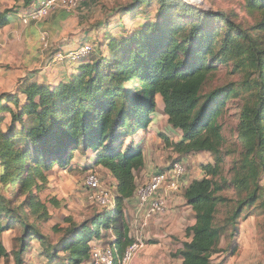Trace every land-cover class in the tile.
I'll list each match as a JSON object with an SVG mask.
<instances>
[{"label":"trees","instance_id":"1","mask_svg":"<svg viewBox=\"0 0 264 264\" xmlns=\"http://www.w3.org/2000/svg\"><path fill=\"white\" fill-rule=\"evenodd\" d=\"M39 1L23 0L25 11ZM147 1L133 0L130 9L140 8ZM244 1L249 14L258 17L256 31L264 35V0ZM2 2L0 29L7 26L11 14L18 12L16 7L3 11ZM161 9L168 10V6ZM204 16L222 17L206 12ZM206 27L204 22L194 24L181 40L178 36L185 31L184 25H177L165 15L161 22L140 26L131 37L109 39L110 58L83 59L69 82L57 87L27 84L20 90L26 98L24 103L19 95L0 98V116H11L9 127L6 118L0 117V184L6 189V194L0 195V261L11 257L3 235L12 229L15 216L25 226L21 249L12 254L15 264L25 263L22 255L29 248L26 238L43 241L23 221V211L41 207L34 190H42L47 184L45 172L56 166L70 167L77 152L95 153L96 166L108 170L116 179L115 207L105 208L104 213L69 230L60 252L67 256L60 257L52 249H46L44 255L54 263L60 262L55 264H86L91 258L92 242L103 239V233L115 236L110 246L119 255L133 244L128 238L122 205L135 197L136 172L145 167V159L142 149L132 146L133 142L125 148L122 143L116 144L129 137L127 132L148 129L157 114L158 97L171 129L182 132L177 143H171L166 135L162 137L179 160L195 153L215 156L214 163L204 165L203 178L186 189L185 200L195 214V224L187 230L190 241L182 243L177 253L181 264H213L214 256L221 252V232L215 220L222 202L217 194L223 187L216 179L221 175L225 139L219 119L227 105L225 99L232 93L238 96V91L217 90L203 97L202 90L214 69L208 61L213 57L225 64L236 52L241 53L245 49L241 38L249 42L245 50L251 51V66L257 69L249 85L253 91L251 104H245L240 114L241 131L255 160L247 166L243 178L235 181L240 192L251 191L231 218L236 223L244 209L253 206L264 191L260 187L264 174V50L244 34L234 38L231 33ZM16 125L21 126V133L14 131ZM24 172L26 176L21 177ZM8 190L13 194L10 199L6 196ZM19 197L24 198L20 205Z\"/></svg>","mask_w":264,"mask_h":264},{"label":"rangeland","instance_id":"2","mask_svg":"<svg viewBox=\"0 0 264 264\" xmlns=\"http://www.w3.org/2000/svg\"><path fill=\"white\" fill-rule=\"evenodd\" d=\"M20 2L24 3L23 0ZM2 5L5 11L10 9L9 5L17 4L3 0ZM132 5L133 0H96L94 8L91 6L89 12L84 14L61 10L68 14L65 29H69L71 34L77 33L75 37L79 45L74 50L85 46L91 49L81 60L72 59L71 53L74 50L70 52V50L52 49L50 40L54 35L52 30L45 29L49 25L50 14L39 21L43 24L40 60L31 61L33 64L26 67L29 64H24L22 58H11L6 56L3 49L0 51V98L19 95L24 103L26 98L21 95L20 90L27 84L38 83L57 87L60 83L69 82L83 59L110 58L109 39L117 36L122 38V35L131 37L140 26L151 22H161L165 15L169 16V19H174L177 25H184L185 31L182 30L178 36L181 40L186 37V34L188 35V31L194 24L204 22L207 25L206 29H212L215 32L223 31V34L231 33L234 38H240L243 34L249 36L258 48L264 50V35L255 29L258 17L249 14L244 0H149L140 8L130 9ZM163 5L168 6V10L163 11L164 8L161 9ZM205 12L222 17L207 18L204 16ZM239 41L244 43L243 48L248 49L247 39L241 41L240 38ZM245 49L241 53L236 52L235 56L228 59L225 64L211 57L208 63H213L214 69L209 74L201 93L203 97H206L217 90L236 89L238 91V96L232 93L225 99L227 105L219 119L225 139L222 148L221 175L216 179L223 187L222 192L217 194L222 202L218 205L215 220V226L221 232V252L214 256L213 264H264V191L260 192L262 196L253 206L244 209L236 223L231 222L241 200L251 192L237 190L235 181L243 178V174L247 173V166L255 160L251 145L245 140L240 125L241 109L245 104H251L250 95L253 91L249 85L255 71L257 73L256 67L251 66V51L247 52ZM159 103L162 102L159 101ZM10 106L14 108L12 103ZM1 116L6 118L5 124L9 127L11 116L9 114ZM21 129L20 125H16L14 131L21 133ZM4 131L7 132L5 127ZM127 133L130 134L124 140L125 142L121 140L116 146L122 143V148H125L133 142L132 146L142 149L145 159L146 168L136 172L137 189L147 182L145 180L139 182V180L144 177L147 179L151 173L163 170L179 159V155L165 144L162 137L166 135L171 143H177L182 139V132H174L171 129L160 107L146 131L137 130L135 133ZM188 157L192 158L189 163L186 159H182L183 163H187L188 176L180 192L174 194L177 204H171V206L168 204L166 215L155 217L149 222L148 227L143 229L141 228L143 219L136 215V211L134 212L136 194L132 202L122 205L128 238H131L133 243L138 241L143 243V248L137 253L134 264H181L182 261L177 253L182 248V243L190 241L187 230L195 224V214L185 200L186 189L193 181L203 178L204 165L214 163L215 158L210 154L204 156L194 154L185 158ZM95 163L96 154L92 151L77 152L70 167L61 169L56 166L52 171L45 172L48 178L47 184L42 190H34V195L41 207L33 210L25 208L22 218L31 226V231L36 235L39 234L43 241L39 242L37 238L32 240L26 238L29 248L22 255L24 264L60 263L59 261L54 263L44 255V251L52 249V251H58L60 257L67 256L68 254L60 252L62 243L69 236V230L87 223L106 211L105 208L89 199L85 183L90 173L97 174L102 189L116 202V179L108 170L96 166ZM26 174V172L22 173L21 177ZM39 186H41L40 183ZM260 187L264 189V174L260 178ZM5 190L0 184V195H5ZM15 192L16 189H14ZM6 196L9 199L13 197L11 190H8ZM22 199L24 198L19 197L18 205L24 201ZM132 220L138 225L136 230L132 227ZM11 223L12 229L3 235L4 245L11 257L9 260L0 261V264H15L12 254L18 253L22 246L25 226L22 222H18L16 216ZM114 241L113 234L103 233V239L94 241L92 244L98 243L107 247ZM25 245L27 244H24L23 248ZM86 264H90V261Z\"/></svg>","mask_w":264,"mask_h":264},{"label":"built area","instance_id":"3","mask_svg":"<svg viewBox=\"0 0 264 264\" xmlns=\"http://www.w3.org/2000/svg\"><path fill=\"white\" fill-rule=\"evenodd\" d=\"M92 0H40L37 7L31 9L22 17L25 24L31 21L39 22L49 16L54 10H64L73 13ZM85 46L71 53L73 60H81L90 52ZM188 176L187 163L176 160L165 169L152 173L147 183L137 189L136 215L143 219L141 228L148 227L155 217H161L168 212V197L180 192L185 178ZM89 199L103 208L114 210L115 200L102 189L101 182L95 173H90L85 183ZM90 264H134L137 253L143 248L138 241L129 246L122 255L112 246L103 247L98 243L91 245Z\"/></svg>","mask_w":264,"mask_h":264},{"label":"crops","instance_id":"4","mask_svg":"<svg viewBox=\"0 0 264 264\" xmlns=\"http://www.w3.org/2000/svg\"><path fill=\"white\" fill-rule=\"evenodd\" d=\"M95 3L96 0H92L89 4L79 7L75 13L84 14L85 12H89L91 6L94 8L93 5ZM16 4L17 5H9V8L11 9L12 7H16L18 12L16 14H11L8 18L7 26L4 27L3 29H0V51L3 49L2 51L6 54V56H10L11 58H22L23 63L25 62L24 64L27 63L29 64L26 67H30L33 64L31 61L40 60V50L42 48L41 34H42L43 24L35 21H31L30 23L25 24L22 19V17L26 14L24 5L20 1ZM35 7H37V5L32 6L31 9H34ZM3 9L4 8H2V10ZM67 15L68 14L66 12L61 10L52 11L50 13V18L48 20L49 25L45 27V29L52 30L51 32L54 35L51 36V40H50L52 43L51 44L52 49L58 48L61 50H67V51L70 50L71 52L79 45V43L77 37H75L77 33L74 32L71 34L69 29H65V26L67 25L65 23L67 19L66 18ZM48 52L50 53V51ZM159 101H161V99L157 97V103H158L157 109L160 107L163 110L164 109L163 103L160 104ZM195 154L204 156L207 153H195ZM184 159L187 160V163L192 161V158L190 159L189 157ZM144 168H146V165ZM151 175L152 173L149 176H147V179L144 177L142 178V180H139V182H142L144 180L145 182L146 181L148 182ZM136 184H137V179H136ZM135 203L137 205L136 200ZM168 204L170 206L171 204L172 205L177 204V199L174 194L169 195ZM136 208L134 212L136 211ZM132 227L134 228V230L138 228L137 223L133 222V220H132Z\"/></svg>","mask_w":264,"mask_h":264}]
</instances>
